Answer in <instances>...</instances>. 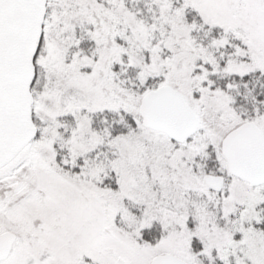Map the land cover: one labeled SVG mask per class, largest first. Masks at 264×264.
Returning a JSON list of instances; mask_svg holds the SVG:
<instances>
[{
	"label": "snow or ice",
	"instance_id": "snow-or-ice-1",
	"mask_svg": "<svg viewBox=\"0 0 264 264\" xmlns=\"http://www.w3.org/2000/svg\"><path fill=\"white\" fill-rule=\"evenodd\" d=\"M0 264H264V0H0Z\"/></svg>",
	"mask_w": 264,
	"mask_h": 264
}]
</instances>
